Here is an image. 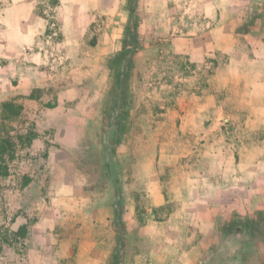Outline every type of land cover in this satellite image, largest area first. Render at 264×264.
I'll use <instances>...</instances> for the list:
<instances>
[{
	"label": "crops",
	"instance_id": "obj_1",
	"mask_svg": "<svg viewBox=\"0 0 264 264\" xmlns=\"http://www.w3.org/2000/svg\"><path fill=\"white\" fill-rule=\"evenodd\" d=\"M48 1L0 9V141L11 144L0 176V264H116L115 193L92 191L84 156L106 127L104 101L119 71L111 64L113 30L125 26L129 10L115 0ZM192 1L199 20L180 10L163 15L159 26L144 18L143 26L172 30L171 51L191 62L216 60L208 92L174 106L191 130L209 122L190 137L203 140L201 156L211 161V127L240 122L219 92L237 90L242 122L252 130L264 125V18L251 19L264 0ZM249 145H222L225 160L215 168L173 164L170 187L180 207L165 220L150 216L165 203L155 161L157 155L162 164L165 155L178 160L184 150L143 155L135 186L140 202L151 207L142 221L134 208L128 220L122 216L119 264H264V225H225L232 212L240 220L264 219L254 212L264 208V137ZM212 203L225 206L213 212Z\"/></svg>",
	"mask_w": 264,
	"mask_h": 264
},
{
	"label": "rangeland",
	"instance_id": "obj_2",
	"mask_svg": "<svg viewBox=\"0 0 264 264\" xmlns=\"http://www.w3.org/2000/svg\"><path fill=\"white\" fill-rule=\"evenodd\" d=\"M55 1L49 0L48 4ZM129 1L115 0L116 4H127L128 10L130 6L136 5L137 13L136 24L127 17L124 27L113 30L117 53L111 64L116 65L114 59L119 58L120 55L123 56L120 62L121 67H117L121 71V90L116 96L112 97L109 94L105 98L103 112L106 116V127L104 131L99 132V145L94 138L92 146L90 145L87 150L84 166L90 174L89 183L95 194L103 195L107 188L113 191L118 188L124 219H129V211L131 212L134 208L136 211L134 216L142 221L145 219L144 214L148 213L146 208L149 209L151 206L139 200L141 189L135 186L137 173L135 165L144 157L143 155L155 152L171 154L174 149H183L184 155L178 160L173 161L171 157L168 158L165 155L163 159L165 164H162L160 156L157 155L155 161L160 171V184L165 203L150 210V216L153 220H165L180 207L174 202V194L170 187L171 180L174 178L173 164L176 167L179 165L193 167L195 164L210 163V166L215 168L225 160L221 156L225 149L222 145L229 147L230 150L239 149L241 146L249 147L252 140L257 141L264 137V125L252 130L250 125L242 122L245 112L236 108L238 100L241 99L237 90L219 92L216 95L218 99L226 103L227 111L238 116L237 119L240 122L230 118L216 127H211L212 136L215 138L212 140L214 146L211 161L201 156V150L204 148L203 140L191 139L190 136H196L197 132L202 134L205 128L209 127V122L199 124L196 130H191L188 127L190 124L180 120L174 106L179 100H187L189 96H201L208 92V78L214 70L216 60L209 58L203 62H191L186 57L171 51L172 30L143 26L144 18L154 19L151 21L159 26L163 15L177 16L180 10H182L181 15L185 14L187 19L199 20L202 17L200 12L195 10V1L185 0L180 1L179 4H172L169 1L168 5L165 4L167 0H131V4ZM27 2L30 0H0V9L11 3ZM143 2H146L145 6L148 7L144 13L145 17L141 12ZM165 5L168 9H164ZM188 6H191V11L184 12L183 10H187ZM252 14L251 19L264 18V10L253 11ZM117 20L119 21V18ZM130 43L135 47V52L132 54L127 52L130 48L127 44ZM117 124L121 126L122 132L115 134ZM191 149L200 155L188 152ZM230 163H233V157ZM175 176H178L177 172ZM217 191L219 189H216ZM212 195H215L214 191ZM213 200H216L214 196ZM224 206L220 203H212L213 212L220 211ZM254 212L261 215L264 213V208ZM233 213L225 221L229 229L263 228L264 219L262 220L261 217L258 220L248 218L240 220ZM123 234V230L120 234L116 233L114 255L116 264H119L125 246Z\"/></svg>",
	"mask_w": 264,
	"mask_h": 264
},
{
	"label": "trees",
	"instance_id": "obj_3",
	"mask_svg": "<svg viewBox=\"0 0 264 264\" xmlns=\"http://www.w3.org/2000/svg\"><path fill=\"white\" fill-rule=\"evenodd\" d=\"M129 4H131V0L129 1ZM129 17L132 20L134 24H136L137 21V13H136V5L130 6L129 7ZM130 46L128 53L132 54L135 52V47L130 43L127 44ZM120 58V59H119ZM119 58L114 59L116 62L115 67H121L120 62L123 58V56H119ZM120 70L116 74V83L113 89L109 92V94L114 97L120 92V87H121V79H120ZM122 132L121 126L119 124L115 125V134H118ZM11 149V144L8 140H2L0 141V176L5 175L7 173V165L5 161L4 155L9 152ZM115 193V200L113 201V213H114V218L113 222L114 225L116 226V231L118 234H120L123 230L124 227V222H123V217H122V201L120 197V190L118 188L114 189Z\"/></svg>",
	"mask_w": 264,
	"mask_h": 264
}]
</instances>
